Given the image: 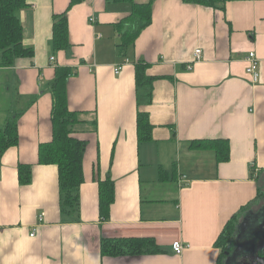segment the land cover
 <instances>
[{
	"label": "crops",
	"instance_id": "obj_1",
	"mask_svg": "<svg viewBox=\"0 0 264 264\" xmlns=\"http://www.w3.org/2000/svg\"><path fill=\"white\" fill-rule=\"evenodd\" d=\"M69 2L27 0L20 15L34 55L0 69L8 93L0 101L9 105L0 127L15 117L19 131L18 144L0 157V264H218L224 226L264 193V0H232L224 9L155 0L151 23L124 50L116 24L132 3L85 0L68 12L69 48L55 50L54 15ZM250 51L260 59L258 82L246 73ZM138 60L157 77L152 102L141 107L153 124L152 140L143 143ZM58 66L73 70L68 103L81 120L73 133L87 142L78 213L62 212L57 166L39 162L40 145L53 136L50 87ZM216 138L229 140L225 162L190 145ZM20 164L32 166L25 185ZM109 175L115 200L102 220L99 181ZM127 237H154L163 252L102 255L103 238ZM178 240L187 245L181 254L173 248Z\"/></svg>",
	"mask_w": 264,
	"mask_h": 264
},
{
	"label": "trees",
	"instance_id": "obj_2",
	"mask_svg": "<svg viewBox=\"0 0 264 264\" xmlns=\"http://www.w3.org/2000/svg\"><path fill=\"white\" fill-rule=\"evenodd\" d=\"M85 0H70L68 8L61 14L54 15L53 22V48L66 50L70 46L68 12L75 5ZM108 2L130 1L132 8L130 14L123 17L117 24L120 34L119 48L124 50L134 44L141 31L152 21L153 2H135L133 0H107ZM215 9H224L226 3L232 0H184ZM28 5L27 0H0V67H10L19 57H32L34 50L24 44V28L20 12ZM150 64L144 60H138L135 64V79L137 90V103L140 110L137 114V135L139 143L152 140L153 124L147 110L141 107L148 105L153 100L154 83L156 76L148 74ZM73 70L67 66H58L55 77L51 83L53 96L51 121L52 139L42 143L39 147V162L41 164H53L58 169L60 207L62 212H79L80 190L85 180L83 168V156L86 149V140L74 135L73 126L79 123L80 117L76 110H72L68 103V80ZM96 124V119H95ZM96 130V128H95ZM19 142L17 119H9L0 127V157ZM191 147L195 149H209L216 154L218 162H225L230 158V143L228 139H196L191 141ZM163 173L161 179H163ZM18 177L22 185L30 183L32 179V166L20 164ZM264 193L260 192L259 196ZM258 196V197H259ZM115 200V182L109 175L99 181V211L102 220L110 216L111 206ZM258 201V198L256 199ZM254 201V202H256ZM250 203L226 223L220 233L216 244L222 249L218 264H223L222 256L226 251H232L236 245L238 226L245 210L254 204ZM79 217V214L77 215ZM163 252L162 247L154 237H127V238H103L101 241V253L103 256H140L146 254H158ZM226 256V255H225Z\"/></svg>",
	"mask_w": 264,
	"mask_h": 264
},
{
	"label": "water",
	"instance_id": "obj_3",
	"mask_svg": "<svg viewBox=\"0 0 264 264\" xmlns=\"http://www.w3.org/2000/svg\"><path fill=\"white\" fill-rule=\"evenodd\" d=\"M262 228H264V209L256 211L255 215L250 220H246L243 215V218L238 226L236 245L232 251H226V261L223 264H237L235 257L241 253L243 254L244 250L247 251L245 252L249 256V254L253 252L252 249H254L255 245H258V240L260 238H264L263 233H259ZM254 252H256V250H254Z\"/></svg>",
	"mask_w": 264,
	"mask_h": 264
},
{
	"label": "built area",
	"instance_id": "obj_4",
	"mask_svg": "<svg viewBox=\"0 0 264 264\" xmlns=\"http://www.w3.org/2000/svg\"><path fill=\"white\" fill-rule=\"evenodd\" d=\"M93 19V18H92ZM202 53L201 49H196L195 50V57L196 59L200 58V55ZM51 60H54V57H51ZM247 60V66H246V73L249 75L250 79L252 82H258L260 80V59L258 58L257 54L255 51H250L246 57ZM123 68V64H120L115 68L116 73H120V71ZM188 69L192 68V64L187 65ZM184 181H187V176L185 174H181L180 177L178 178V182L180 185H183ZM44 218V213H42L39 217V221H42ZM37 225L36 224L33 227V231L31 233V236H34L36 231H37ZM187 247L186 244H184L182 241L178 240L173 243V248L174 250L178 253L181 254L185 248Z\"/></svg>",
	"mask_w": 264,
	"mask_h": 264
},
{
	"label": "rangeland",
	"instance_id": "obj_5",
	"mask_svg": "<svg viewBox=\"0 0 264 264\" xmlns=\"http://www.w3.org/2000/svg\"><path fill=\"white\" fill-rule=\"evenodd\" d=\"M3 68V67H0V69ZM4 71L0 72V74H2V78L4 77L3 75ZM4 79V78H3ZM3 91H5V88H4V85L0 84V96L2 93H4ZM6 94H8L7 92L4 93V97L6 98ZM5 101V100H4ZM9 105L3 103L0 101V117L3 116V114L6 112V108L8 107ZM259 209L263 210L264 209V195L263 196H259L258 197V201L254 202V204H252L249 209L245 210V212L243 213L244 217L246 220H250L256 213V211H258ZM248 231V229H247ZM262 230L260 229L259 233H261ZM258 253H262L263 251V246H264V239L263 238H260L258 240ZM226 261V256H222V262L225 263ZM246 263V261H244Z\"/></svg>",
	"mask_w": 264,
	"mask_h": 264
},
{
	"label": "flooded vegetation",
	"instance_id": "obj_6",
	"mask_svg": "<svg viewBox=\"0 0 264 264\" xmlns=\"http://www.w3.org/2000/svg\"><path fill=\"white\" fill-rule=\"evenodd\" d=\"M261 230H262L263 237H264V228H262ZM258 245H259V243H258ZM258 245L257 244L255 245L254 249H252L253 252L251 254H249V256L246 253L247 252L246 250L243 251V254L241 253L240 255L236 256L235 257L236 263L237 264H264V246H263L262 253H258L257 252L258 251L257 250ZM254 250H256V252H254ZM244 261H246V263Z\"/></svg>",
	"mask_w": 264,
	"mask_h": 264
}]
</instances>
